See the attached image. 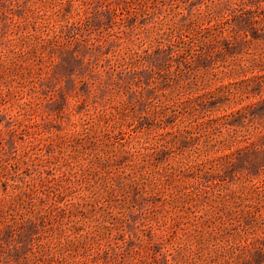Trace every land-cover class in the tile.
<instances>
[{
  "label": "rangeland",
  "instance_id": "1",
  "mask_svg": "<svg viewBox=\"0 0 264 264\" xmlns=\"http://www.w3.org/2000/svg\"><path fill=\"white\" fill-rule=\"evenodd\" d=\"M0 264H264V0H0Z\"/></svg>",
  "mask_w": 264,
  "mask_h": 264
}]
</instances>
